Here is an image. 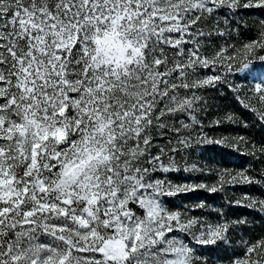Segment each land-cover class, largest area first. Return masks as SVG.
I'll list each match as a JSON object with an SVG mask.
<instances>
[{
    "label": "snow or ice",
    "instance_id": "obj_1",
    "mask_svg": "<svg viewBox=\"0 0 264 264\" xmlns=\"http://www.w3.org/2000/svg\"><path fill=\"white\" fill-rule=\"evenodd\" d=\"M221 91L264 127V0H0V264H264L231 211L264 212V143L208 135Z\"/></svg>",
    "mask_w": 264,
    "mask_h": 264
},
{
    "label": "rangeland",
    "instance_id": "obj_2",
    "mask_svg": "<svg viewBox=\"0 0 264 264\" xmlns=\"http://www.w3.org/2000/svg\"><path fill=\"white\" fill-rule=\"evenodd\" d=\"M262 17L256 14L248 15L245 20V27L249 29L245 32V38L254 37L257 30V24ZM215 98L211 101L214 107L208 113L207 119L204 121L205 125H208L210 121L216 119L218 116H222L225 112H234L238 118L236 123H223L220 126L207 127L209 136H244L247 137L253 143L259 145L264 143V127L255 122L251 113L244 111L233 99L231 93L221 91L213 94ZM247 125V126H245ZM243 152V146L241 147ZM197 156L201 153L197 152ZM203 161L208 162L211 165L219 168H228L238 170L241 168L254 169L256 173H259L261 165L258 164L252 157L242 154H237L234 151L221 149L215 145H207L202 153ZM175 182H183L188 180L189 177L184 173H174L170 177ZM191 179H202L201 177H192ZM259 187H242L235 190L229 189L227 193L219 194L220 198L217 200L218 204L226 203L227 199L236 200L246 192H251L253 195H258ZM206 193L198 192L190 194L188 197H176L170 200L171 205L189 204L192 201L197 200L199 197L205 196ZM258 198H264L259 197ZM234 216L245 218L248 220L246 226L252 234H260L264 232V212H260L258 209H248L242 206L233 207L231 209ZM243 232H238L237 235H243ZM210 264H215L216 256L223 255V253L213 252L210 253ZM222 264H227V261H223Z\"/></svg>",
    "mask_w": 264,
    "mask_h": 264
}]
</instances>
